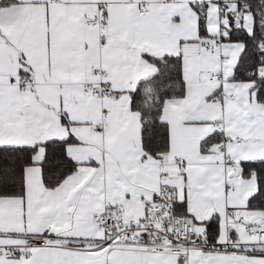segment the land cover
Masks as SVG:
<instances>
[{"label": "snow or ice", "instance_id": "1", "mask_svg": "<svg viewBox=\"0 0 264 264\" xmlns=\"http://www.w3.org/2000/svg\"><path fill=\"white\" fill-rule=\"evenodd\" d=\"M0 264H264V0H0Z\"/></svg>", "mask_w": 264, "mask_h": 264}]
</instances>
